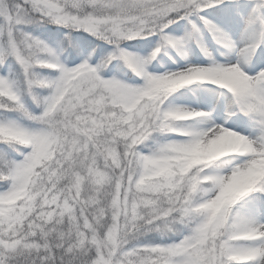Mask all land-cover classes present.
Masks as SVG:
<instances>
[{"label": "snow or ice", "instance_id": "6c2138e0", "mask_svg": "<svg viewBox=\"0 0 264 264\" xmlns=\"http://www.w3.org/2000/svg\"><path fill=\"white\" fill-rule=\"evenodd\" d=\"M0 264H264V0H0Z\"/></svg>", "mask_w": 264, "mask_h": 264}]
</instances>
